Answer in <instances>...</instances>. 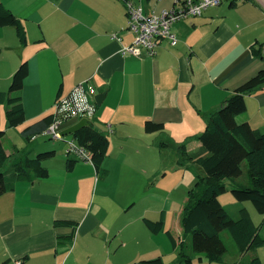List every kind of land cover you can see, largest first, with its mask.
I'll return each instance as SVG.
<instances>
[{
	"label": "crops",
	"instance_id": "crops-1",
	"mask_svg": "<svg viewBox=\"0 0 264 264\" xmlns=\"http://www.w3.org/2000/svg\"><path fill=\"white\" fill-rule=\"evenodd\" d=\"M126 1L0 0L26 30L23 45L14 26H0V82L11 80L19 65L29 62V75L17 92L24 124L52 114L59 96L87 81L93 98L104 94L93 123L110 140L100 171L90 161L54 149L55 156L42 162L48 176L19 180L0 195V264H138L156 257L165 264L167 256L177 262L179 246L165 231L151 232L145 217L157 220L163 215L179 241L191 240L181 226V213L195 183L182 172L178 180L173 177L174 184L167 169L170 163L172 168L194 164L179 147L185 144L188 153L201 152L199 135L208 116L264 68V0L225 1L201 16L183 18L172 26L178 43L163 40L155 55L146 57L122 52L134 39L126 29ZM130 1L147 14L176 4ZM259 43L262 56L253 52ZM246 103L238 121L264 130V87L247 94ZM149 119L164 123V130L147 132ZM42 135L30 142L22 135L9 143L11 150L4 144L13 153L7 165L18 160L17 149L35 157L54 148L40 141ZM68 158L76 160L71 169ZM247 165L242 175L231 178L234 184L250 183ZM197 170L204 174L199 165ZM176 192L186 195L177 200ZM234 199L224 205L237 207L235 218L246 208L255 225L264 220L251 204ZM250 252L264 264V245L243 255L237 251L230 259L223 256V262L189 254L196 258L192 264H234Z\"/></svg>",
	"mask_w": 264,
	"mask_h": 264
},
{
	"label": "trees",
	"instance_id": "trees-1",
	"mask_svg": "<svg viewBox=\"0 0 264 264\" xmlns=\"http://www.w3.org/2000/svg\"><path fill=\"white\" fill-rule=\"evenodd\" d=\"M0 26H14L21 43L26 44L27 36L24 25L2 2H0ZM259 44L261 46L254 48L253 52L262 56V44ZM29 72V62H22L12 76L9 90H0V107L4 104L8 105L6 117L9 127L19 126L26 120L22 96L17 92L22 90ZM263 87L264 68L238 87L217 110L208 116L206 128L199 135L203 146L201 152L188 153L185 144L179 147L184 158L193 160L204 171L203 175H197L194 187L188 191L181 213V226L184 234L191 235L195 255L202 254L197 260L204 257L208 262H223V256L228 250L221 236L223 230L231 233L241 255L254 247L264 245V235L261 234L264 230V220L255 225L246 208H242L240 216L235 218L233 212L231 214L230 209H227L220 200L221 194L227 191L225 179L242 175L243 163L246 161L250 183L235 184L232 188V195L239 201H252L257 211L264 215V130L254 129L250 122H240L237 119L238 115L247 110L246 95ZM97 105L99 106L98 103ZM54 119V112L47 114L26 126L22 130V135L30 142L33 137L42 135ZM93 119L94 117L91 123L73 133V138L89 150L92 160H84L76 154L72 155L66 150L65 152L68 156L92 162L97 171H100L108 153L110 140L104 131L94 125ZM164 127V123L151 119L145 122L147 132L162 131ZM4 139L5 130L0 128V195L13 190L19 180L33 181L38 177L48 176L49 171L42 162L55 156L54 149L41 151L35 157H31L30 152L24 149H17L18 160L7 165L13 153L8 154ZM60 140H65V138ZM160 145L168 146L169 144L161 142ZM75 163V159L68 158V169H71ZM144 221L151 232L165 231L175 247L182 246L177 262L187 264L194 262L196 258L190 256L188 250L185 249L186 240L177 239L166 227L163 215L157 220L145 217ZM57 223L77 226V222L74 221L58 220ZM68 239L69 241L74 240V233L68 236ZM138 264H164V262L162 257H156L141 260ZM234 264H262V262L258 256H254L250 260L243 257Z\"/></svg>",
	"mask_w": 264,
	"mask_h": 264
},
{
	"label": "built area",
	"instance_id": "built-area-1",
	"mask_svg": "<svg viewBox=\"0 0 264 264\" xmlns=\"http://www.w3.org/2000/svg\"><path fill=\"white\" fill-rule=\"evenodd\" d=\"M225 1L246 0H176L174 7L153 11L150 14L145 13L140 5L127 0L125 3L128 20L126 29L134 34V39L131 43L123 45L122 52L146 57L155 55L163 40L176 45L179 39L172 29L174 23L183 18L201 16L208 8L219 6ZM87 84V81L81 82L68 94L57 98L54 109L55 119L43 131L44 135L59 140L65 138L66 135H62L60 125L74 117L78 120L86 118L91 123L98 105L92 97L93 89H89ZM67 143L66 152L76 154L84 160H92L89 150L77 140L68 139Z\"/></svg>",
	"mask_w": 264,
	"mask_h": 264
},
{
	"label": "rangeland",
	"instance_id": "rangeland-1",
	"mask_svg": "<svg viewBox=\"0 0 264 264\" xmlns=\"http://www.w3.org/2000/svg\"><path fill=\"white\" fill-rule=\"evenodd\" d=\"M4 52H5L4 53L5 55L10 54V51H8V50H5ZM11 80L6 79V81L0 82V90L1 89L2 90H9L10 85H11ZM7 109H8L7 104H4L1 106L2 120H1V124H0L1 127L0 128L6 130L5 131L4 144L8 145V148L10 149L9 143H16L22 138L21 131L26 126V124L23 123V124H20L19 126H16V127H7V123H8L7 117H6ZM98 109H99V107L97 108V111H98ZM71 138H73V134L66 135L65 140L52 139L49 136L42 135L40 138V141L50 144L52 147H54L52 149H56L58 151H65L66 148L68 147L66 140L71 139ZM11 159H13V157ZM245 164H247L246 161L243 163V168H244ZM181 165H186V166H181ZM197 167H198V165L195 163L192 165H190V163H187V164L181 163L179 165L178 164L175 165L174 168H172V164L170 163L167 171L169 174V178L172 179V183H174V184L178 183L176 180H178L179 177H182V172H188L186 174V180H188V178H190V182L193 183L192 185H194V183H196L194 181V179H195V177H197L196 175L199 174ZM173 177H175L176 180ZM230 180H231V178L225 179V182L227 185V191L225 193L221 194V196H220L221 202L225 205H230V203L233 200L236 201L232 197V188L235 185L234 184L235 181H233V180L230 181ZM196 181H197V179H196ZM185 195H186V193H184V192H176V199L180 200L181 197L183 198ZM237 202L239 203V201H237ZM245 202H248L249 204H251V208H254V210H257L252 201L246 200ZM228 208L230 209L231 212L237 211V207L234 208L231 206V208H230V206H228ZM261 234L264 235V230L261 232ZM221 236H222L223 240L225 241V243L228 247V250L224 255V259H230L231 256H233L234 253L238 251L237 245H236L231 233L228 230H223L221 232ZM186 244H188V246H186L185 249L188 250V253L193 254L194 251H193V247H192V238H191V240H189V242L187 241ZM257 247H259V246H257ZM257 247H254V248H257ZM181 248H182V246L179 247V251L181 250ZM251 257H252L251 252L246 255V259H248V260ZM174 261H175L174 258H172L171 256H167L165 264H187L186 262L182 263V262H174ZM194 263H196V260H194Z\"/></svg>",
	"mask_w": 264,
	"mask_h": 264
},
{
	"label": "water",
	"instance_id": "water-1",
	"mask_svg": "<svg viewBox=\"0 0 264 264\" xmlns=\"http://www.w3.org/2000/svg\"><path fill=\"white\" fill-rule=\"evenodd\" d=\"M104 98V94L98 93L95 95L96 102L100 105L102 104ZM89 122L86 118H82L81 120H78V118L74 117L60 125V129H62V135H68L73 134L77 131H79L81 128L88 125Z\"/></svg>",
	"mask_w": 264,
	"mask_h": 264
}]
</instances>
